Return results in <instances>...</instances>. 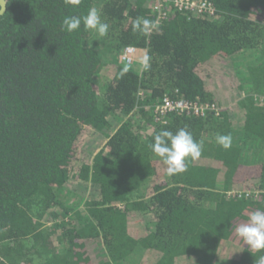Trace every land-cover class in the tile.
I'll list each match as a JSON object with an SVG mask.
<instances>
[{"label": "trees", "instance_id": "obj_1", "mask_svg": "<svg viewBox=\"0 0 264 264\" xmlns=\"http://www.w3.org/2000/svg\"><path fill=\"white\" fill-rule=\"evenodd\" d=\"M6 1L0 264H254L264 252L235 229L264 211V0H208L215 16L170 7L147 35L132 24L156 21V0ZM92 7L106 36L62 29ZM125 46L150 69L122 61ZM165 97L220 111L158 121ZM181 128L202 155L170 176L149 145Z\"/></svg>", "mask_w": 264, "mask_h": 264}, {"label": "clouds", "instance_id": "obj_2", "mask_svg": "<svg viewBox=\"0 0 264 264\" xmlns=\"http://www.w3.org/2000/svg\"><path fill=\"white\" fill-rule=\"evenodd\" d=\"M72 4H79L80 0H71ZM5 0H2L0 12L3 11ZM83 21L85 30H95L99 36L104 37L108 34L109 24L101 20V14L95 7L88 10L84 17L67 16L62 21V29L72 33L80 29ZM158 21L138 17L133 21V31H139L147 35L157 29ZM150 56L145 55L142 59L143 70L150 69ZM128 71L122 69L121 76ZM217 143L224 149L231 147L230 135H217ZM152 152L158 156L162 163L166 165L168 175H176L187 171L186 161L197 160L202 155V145L193 139L192 134L186 129L181 128L175 134L169 130H162L154 137V143L150 144ZM235 232L240 237L244 245H247L252 252H264V211H254L250 214L247 222L236 227ZM254 264H264V254L255 259Z\"/></svg>", "mask_w": 264, "mask_h": 264}, {"label": "built area", "instance_id": "obj_3", "mask_svg": "<svg viewBox=\"0 0 264 264\" xmlns=\"http://www.w3.org/2000/svg\"><path fill=\"white\" fill-rule=\"evenodd\" d=\"M170 7L179 11H188L207 16H215L217 8L208 0H156L154 5V16L158 24L168 17ZM140 51L134 46H125L121 50L120 59L127 65L134 66L139 59ZM219 108L213 103H200L184 99L173 100L165 97L154 108L158 121H163L171 113H188L197 116H206L208 112L219 114ZM235 194V193H232Z\"/></svg>", "mask_w": 264, "mask_h": 264}, {"label": "water", "instance_id": "obj_4", "mask_svg": "<svg viewBox=\"0 0 264 264\" xmlns=\"http://www.w3.org/2000/svg\"><path fill=\"white\" fill-rule=\"evenodd\" d=\"M0 5H2V0H0ZM6 10H7V1L5 0V6L3 8V11L0 12V15H3L6 12Z\"/></svg>", "mask_w": 264, "mask_h": 264}, {"label": "rangeland", "instance_id": "obj_5", "mask_svg": "<svg viewBox=\"0 0 264 264\" xmlns=\"http://www.w3.org/2000/svg\"><path fill=\"white\" fill-rule=\"evenodd\" d=\"M140 55H141V52H140V54H139V57H140ZM138 60H140L141 62H142V60L139 58Z\"/></svg>", "mask_w": 264, "mask_h": 264}]
</instances>
